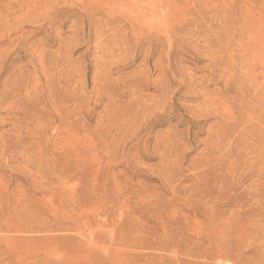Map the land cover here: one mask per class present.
Instances as JSON below:
<instances>
[{
  "label": "rangeland",
  "instance_id": "374dc122",
  "mask_svg": "<svg viewBox=\"0 0 264 264\" xmlns=\"http://www.w3.org/2000/svg\"><path fill=\"white\" fill-rule=\"evenodd\" d=\"M0 264H264V0H0Z\"/></svg>",
  "mask_w": 264,
  "mask_h": 264
}]
</instances>
